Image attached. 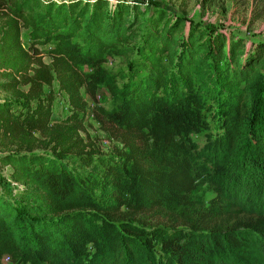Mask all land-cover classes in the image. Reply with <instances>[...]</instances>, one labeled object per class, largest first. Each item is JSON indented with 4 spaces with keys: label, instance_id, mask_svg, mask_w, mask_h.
<instances>
[{
    "label": "trees",
    "instance_id": "16d2710c",
    "mask_svg": "<svg viewBox=\"0 0 264 264\" xmlns=\"http://www.w3.org/2000/svg\"><path fill=\"white\" fill-rule=\"evenodd\" d=\"M110 1L0 0L1 50L34 64L12 83L28 86L23 103L0 101V133L39 142L34 132L58 124L56 81L72 108L63 122L81 124L91 98L93 118L126 149L0 155L28 184L16 198L0 191V264L4 256L10 264H264V46L245 52L242 39L203 33L184 17L171 21L159 9L149 17L138 3ZM23 29L33 55L20 44ZM137 37L130 74L102 66L108 54L127 55ZM100 88L110 92V109L96 101ZM190 96L218 108L223 141L211 164L222 201L185 230L136 226L128 214L188 207L202 179L178 140Z\"/></svg>",
    "mask_w": 264,
    "mask_h": 264
},
{
    "label": "rangeland",
    "instance_id": "374dc122",
    "mask_svg": "<svg viewBox=\"0 0 264 264\" xmlns=\"http://www.w3.org/2000/svg\"><path fill=\"white\" fill-rule=\"evenodd\" d=\"M131 3H138L142 9L151 12L155 9L164 11L169 20L174 17H184L188 22L193 21L196 26L200 27L203 33L211 29L212 36L219 35L230 40L231 38L242 39L245 52L253 50L259 43L264 46V0H123ZM112 5L114 0L110 1ZM4 11L0 10V13ZM145 16L144 22L148 19ZM142 18L138 20L141 24ZM5 20L0 16V26ZM144 22L142 26L144 25ZM189 24L180 27L175 37L181 39L187 34ZM26 31H20V44L24 51L32 54L29 43L24 40ZM140 37L135 42L126 45L127 55L117 56L108 54L104 68L114 72L128 75L134 70L133 61L138 58V50ZM35 49L44 52L47 48L43 45L36 44ZM1 50L0 48V101L8 100L13 103L22 104L24 95L28 90L27 85H15L19 82V78L27 71L29 72L34 64H29L27 59L21 54L17 55L14 49L9 47ZM226 50V48H225ZM46 54V53H45ZM33 55V54H32ZM38 57V56H34ZM246 57V56H245ZM42 61L51 64L52 60L48 56H43ZM221 64L217 67L221 68ZM28 67L29 70H25ZM84 71L89 68L83 67ZM31 72V71H30ZM29 72V73H30ZM263 72V71H262ZM32 73V72H31ZM118 84L123 83L121 78L117 79ZM54 100L52 105L51 119L55 124L50 126L46 133L41 136L38 132H34V137L39 138V142L31 141L32 139L12 138L0 133V155L8 153H45L52 154V151L66 150L68 155L83 150L92 153L95 156L114 155L121 151H125L124 142L118 138H113L106 129L101 127L93 118L91 113L94 101L89 98L87 103L89 108L85 113V118L81 124L72 122H63L71 113L69 99L61 95L58 91V83H53ZM98 105L110 109L113 100L110 92L104 88H100ZM47 93V89H45ZM86 99V98H85ZM188 111H186V124L179 141H182L185 148L192 154L194 162L198 165L202 173V179L197 183L196 189L191 193L189 200L190 205L186 208L175 207L173 209L152 210L127 215L126 219L132 224L144 228H165V229H187L185 221L193 219V217L211 207L221 203L220 192L216 185L217 178L215 176L216 167L213 166L212 158L214 150H219L222 145V128L219 126L218 108L213 103L202 105L193 96L187 99ZM211 109H213L211 111ZM211 111V112H210ZM82 139L83 145L76 146V139ZM76 146V147H75ZM71 157V156H70ZM68 156L64 162L69 163L70 167L77 172L81 170L74 166ZM16 172L10 166L0 164V191L8 193L11 197H17L22 190L28 187V184L22 179L16 181ZM255 253L261 251L255 249ZM3 264H10L6 256L2 258Z\"/></svg>",
    "mask_w": 264,
    "mask_h": 264
},
{
    "label": "built area",
    "instance_id": "2783aa9c",
    "mask_svg": "<svg viewBox=\"0 0 264 264\" xmlns=\"http://www.w3.org/2000/svg\"><path fill=\"white\" fill-rule=\"evenodd\" d=\"M98 99L100 100L99 94H97L96 96V100L98 101Z\"/></svg>",
    "mask_w": 264,
    "mask_h": 264
}]
</instances>
